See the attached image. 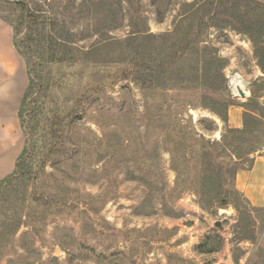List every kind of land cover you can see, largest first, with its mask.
<instances>
[{
	"label": "rangeland",
	"instance_id": "obj_1",
	"mask_svg": "<svg viewBox=\"0 0 264 264\" xmlns=\"http://www.w3.org/2000/svg\"><path fill=\"white\" fill-rule=\"evenodd\" d=\"M0 17L34 73L0 264H264V192L253 207L236 185L264 156V0H0Z\"/></svg>",
	"mask_w": 264,
	"mask_h": 264
},
{
	"label": "crops",
	"instance_id": "obj_2",
	"mask_svg": "<svg viewBox=\"0 0 264 264\" xmlns=\"http://www.w3.org/2000/svg\"><path fill=\"white\" fill-rule=\"evenodd\" d=\"M28 83L29 71L15 46L13 28L0 17V181L13 173L23 151L19 109ZM228 125L235 129L242 127L241 112L236 108L229 110ZM262 180L264 156L256 157L249 169L237 175V189L253 207L263 205L259 202L264 192Z\"/></svg>",
	"mask_w": 264,
	"mask_h": 264
},
{
	"label": "trees",
	"instance_id": "obj_3",
	"mask_svg": "<svg viewBox=\"0 0 264 264\" xmlns=\"http://www.w3.org/2000/svg\"><path fill=\"white\" fill-rule=\"evenodd\" d=\"M22 6H23V4H22ZM28 15V18L29 19H31V20H33V23L34 22H36V19H35V16L33 15V14H27ZM59 40V39H58ZM70 44V41H68V40H66V45L68 46ZM49 45H51V46H53L54 48L56 47L55 45H57V44H55L54 42H50L49 43ZM60 45V47H64L63 45H62V43L61 44H59ZM71 45V44H70ZM15 46L17 47V49H18V51H19V53L21 54V56L23 57V58H26L27 57V52H26V50H23V49H21L16 43H15ZM51 57L52 58H50V63L52 64V63H54L55 62V60L56 59H58V62H62V59H60L59 57H57L56 56V53H54V52H52V55H51ZM57 57V58H56ZM64 59V58H63ZM57 61V60H56ZM34 68V67H33ZM34 73H33V70H31L30 71V73H29V76L30 75H33ZM33 80V79H32ZM31 80V81H32ZM32 83V82H31ZM30 85V84H29ZM223 121L225 122V117L223 118ZM244 125H245V123H244ZM245 129L243 128V131H244ZM243 131H241V130H239V129H235V130H229V133L230 134H238V133H241V132H243ZM20 159V158H19ZM19 159L17 160V163L19 162ZM17 165V164H16ZM18 166V165H17Z\"/></svg>",
	"mask_w": 264,
	"mask_h": 264
},
{
	"label": "built area",
	"instance_id": "obj_4",
	"mask_svg": "<svg viewBox=\"0 0 264 264\" xmlns=\"http://www.w3.org/2000/svg\"><path fill=\"white\" fill-rule=\"evenodd\" d=\"M240 83L244 84V79L238 73H232L228 76V89L233 98H239V90L244 92L241 88Z\"/></svg>",
	"mask_w": 264,
	"mask_h": 264
},
{
	"label": "water",
	"instance_id": "obj_5",
	"mask_svg": "<svg viewBox=\"0 0 264 264\" xmlns=\"http://www.w3.org/2000/svg\"><path fill=\"white\" fill-rule=\"evenodd\" d=\"M244 84H245V86H249L250 83L249 82H245ZM239 95H240L241 98H245V92H243L241 90H239Z\"/></svg>",
	"mask_w": 264,
	"mask_h": 264
},
{
	"label": "bare ground",
	"instance_id": "obj_6",
	"mask_svg": "<svg viewBox=\"0 0 264 264\" xmlns=\"http://www.w3.org/2000/svg\"><path fill=\"white\" fill-rule=\"evenodd\" d=\"M240 86H241V88H244L242 83H240Z\"/></svg>",
	"mask_w": 264,
	"mask_h": 264
}]
</instances>
